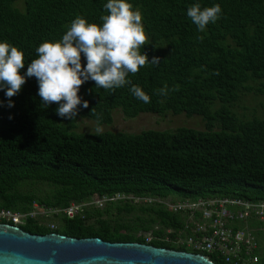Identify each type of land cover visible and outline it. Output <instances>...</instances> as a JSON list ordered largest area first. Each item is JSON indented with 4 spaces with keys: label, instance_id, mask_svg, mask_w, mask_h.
Wrapping results in <instances>:
<instances>
[{
    "label": "trees",
    "instance_id": "trees-1",
    "mask_svg": "<svg viewBox=\"0 0 264 264\" xmlns=\"http://www.w3.org/2000/svg\"><path fill=\"white\" fill-rule=\"evenodd\" d=\"M16 2L0 0V42L24 53V74L37 58L36 48L60 40L77 16L102 24L108 0H22L23 11L15 8ZM128 2L142 13L148 43L141 51L149 60L160 57L159 65L148 64L128 76L150 96V103L133 96L131 85L104 90L90 80L78 93L89 107L78 106L76 119L100 125L110 123L115 109L125 118L169 112L199 117L203 130L72 135L75 120L59 117L55 103L42 104L36 78H27L11 98V108L6 90H0V211L26 214L33 204L63 209L116 195L264 202V119L236 114L245 94L264 88V0ZM197 2L202 8H222L221 18L203 32L187 16L188 7ZM164 87L168 94L157 95ZM93 107L101 114L99 121L91 115ZM34 185L46 190L36 194L24 189ZM57 222L53 230L30 219L17 227L30 235L98 238L187 253L171 243L181 219L158 206L108 201ZM146 233L151 238L147 243Z\"/></svg>",
    "mask_w": 264,
    "mask_h": 264
},
{
    "label": "clouds",
    "instance_id": "clouds-1",
    "mask_svg": "<svg viewBox=\"0 0 264 264\" xmlns=\"http://www.w3.org/2000/svg\"><path fill=\"white\" fill-rule=\"evenodd\" d=\"M107 14L101 15L102 24L89 23L77 16L58 41H45L36 48L37 58L25 67L24 53L7 41L0 42V90H6L7 107L14 106L11 98L17 95L27 78L35 77L37 95L46 107L55 103L56 114L66 120H76L79 107L89 102L78 95L81 86L94 81L96 88L115 90L131 85L130 92L138 100L150 103V96L138 85L132 84L129 74L135 75L148 64L159 65L160 57L149 60L141 48L147 45L142 13L133 9L128 0H108L103 5ZM222 14L220 4L203 7L199 2L187 9V16L203 32L207 25L216 23ZM82 54L86 65L82 64ZM175 90V89H173ZM167 87L157 95H167ZM3 105V101H0ZM91 115L101 118L95 107ZM11 118V117H10ZM96 134L103 132L97 125Z\"/></svg>",
    "mask_w": 264,
    "mask_h": 264
},
{
    "label": "built area",
    "instance_id": "built-area-1",
    "mask_svg": "<svg viewBox=\"0 0 264 264\" xmlns=\"http://www.w3.org/2000/svg\"><path fill=\"white\" fill-rule=\"evenodd\" d=\"M92 198H95V202H92ZM92 198L86 203L70 204L63 209H50L33 204L26 214L0 211V223L17 227L23 225L27 219L71 220L80 216L84 209L102 208L108 201L158 206L181 219V226L171 241L175 247L205 258L212 256L223 264H264V202L232 198H211L195 202L169 201L124 195L109 199ZM42 225L49 230L55 229L53 224ZM150 239L146 238L145 242Z\"/></svg>",
    "mask_w": 264,
    "mask_h": 264
},
{
    "label": "water",
    "instance_id": "water-1",
    "mask_svg": "<svg viewBox=\"0 0 264 264\" xmlns=\"http://www.w3.org/2000/svg\"><path fill=\"white\" fill-rule=\"evenodd\" d=\"M0 264H212L201 255L98 238L30 235L0 224Z\"/></svg>",
    "mask_w": 264,
    "mask_h": 264
},
{
    "label": "rangeland",
    "instance_id": "rangeland-1",
    "mask_svg": "<svg viewBox=\"0 0 264 264\" xmlns=\"http://www.w3.org/2000/svg\"><path fill=\"white\" fill-rule=\"evenodd\" d=\"M19 11L22 10V0H17L14 5ZM23 11V10H22ZM82 64L86 65V60L82 56ZM260 90V91H259ZM243 108V110H242ZM238 116H245L250 118L252 116L258 119H264V88L253 91L250 94H245L243 101L238 104L236 109ZM111 120L108 124H100L104 133L109 134H123L136 136L144 132H166L172 133L177 129H188L193 131H202L203 124L201 119L197 116L185 117L182 114L172 115L169 112H163L161 114H138L134 118H125L119 109H115L111 112ZM98 124L86 119L78 118L73 124V128L69 130V134L72 135H89L96 134L94 129ZM216 130V129H213ZM30 190L36 194H40L46 190L44 185H34L24 188ZM174 199V198H171ZM92 202H95V198H92ZM176 200V199H174ZM103 207V205L101 206ZM39 224L57 226V218L50 219L44 218L43 221H37ZM155 228H158L157 226ZM146 239L150 235L148 233L142 234Z\"/></svg>",
    "mask_w": 264,
    "mask_h": 264
}]
</instances>
